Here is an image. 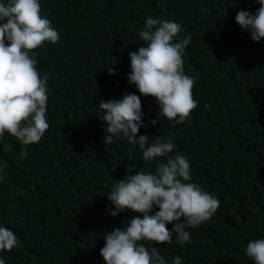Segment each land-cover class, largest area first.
<instances>
[{"label": "trees", "instance_id": "1", "mask_svg": "<svg viewBox=\"0 0 264 264\" xmlns=\"http://www.w3.org/2000/svg\"><path fill=\"white\" fill-rule=\"evenodd\" d=\"M7 3L8 0H0ZM41 15L59 40L36 49L37 68L48 75L46 119L39 143L0 139V226L18 238L0 252L6 264H105V231L126 230L139 213L111 216L107 195L128 175V165L151 173L138 145L126 138L104 144L101 100L140 96L139 135L187 156L192 180L219 200L215 215L187 228L190 242L157 247L165 264H254L249 241L264 238V39L255 42L235 22L241 10L255 13V0H40ZM175 21L184 74L195 81L197 107L184 123L168 120L154 98L128 83L129 53L144 44L146 18ZM112 68L115 75H109ZM152 120H158L156 125ZM159 209L153 207L154 214ZM142 218V217H141ZM171 230L173 225L168 224Z\"/></svg>", "mask_w": 264, "mask_h": 264}, {"label": "clouds", "instance_id": "2", "mask_svg": "<svg viewBox=\"0 0 264 264\" xmlns=\"http://www.w3.org/2000/svg\"><path fill=\"white\" fill-rule=\"evenodd\" d=\"M251 13L241 10L235 22L248 32L255 42L264 39V0ZM181 25L175 21L146 18L139 36L144 41L138 51L130 52L128 83L139 93L154 98L160 113L176 123H184L197 107L193 98L195 81L184 74L183 53L190 44V36L180 37ZM59 40V33L41 15L40 0H8L0 2V139L5 133L22 145L39 143L49 128L46 119L48 75L41 76L37 68L36 49L45 42ZM109 75H115L112 68ZM98 117L106 124L104 144L113 138H126L142 150L145 163L157 158L155 171L145 173L128 165L126 175L113 186L108 199L114 206L111 216L124 211L134 216L126 230L105 231L104 246L100 250L105 264H165L157 247L148 244H170L173 234L183 245L190 242L187 228H197L215 215L219 200L204 191L192 180L187 156H170L175 145L169 140L139 135L142 126V102L134 93H124L122 99L103 101ZM156 125L158 120H152ZM3 177H0L2 180ZM158 208L154 214L153 207ZM142 217V218H141ZM172 224L171 230L167 225ZM19 241L15 233L0 226V252L12 251ZM246 255L254 264H264V238L249 241ZM0 264H6L0 258ZM172 264H181L177 255Z\"/></svg>", "mask_w": 264, "mask_h": 264}]
</instances>
